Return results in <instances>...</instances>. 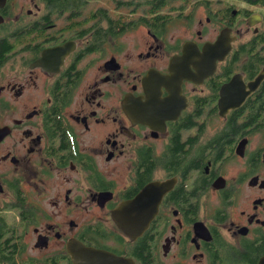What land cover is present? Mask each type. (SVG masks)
Wrapping results in <instances>:
<instances>
[{
	"label": "flooded vegetation",
	"instance_id": "flooded-vegetation-1",
	"mask_svg": "<svg viewBox=\"0 0 264 264\" xmlns=\"http://www.w3.org/2000/svg\"><path fill=\"white\" fill-rule=\"evenodd\" d=\"M77 242L261 263L264 0H0V264H76Z\"/></svg>",
	"mask_w": 264,
	"mask_h": 264
},
{
	"label": "water",
	"instance_id": "water-1",
	"mask_svg": "<svg viewBox=\"0 0 264 264\" xmlns=\"http://www.w3.org/2000/svg\"><path fill=\"white\" fill-rule=\"evenodd\" d=\"M2 1H5V0H2ZM190 47H191V44H186L184 48V54L186 57H188V68L190 69V67L193 65L195 68L198 69L197 59H196L197 48L191 47L193 49L192 50ZM190 73L192 74V77L188 79L193 80L195 83H201L203 78L201 77V73H199V71L197 72L190 71ZM207 74L208 73H206L205 75ZM262 78L263 76H260L255 81L251 82L249 84L250 90L248 91L246 90V88L244 89L236 88L235 89V86L233 85L232 82L225 85L222 89V98L220 101V104H224V105H221L222 114H224L228 110V107L230 104H236V105L241 104L245 100L247 95H249L251 91H253L260 84ZM149 80H150V77H147L145 79L146 82H148ZM234 91L236 92V96H234ZM117 221L122 226V222H120L119 219H117ZM124 229L126 230L127 233L132 234L131 231L127 230L126 228ZM73 248L74 249L72 251V254L74 256V260L76 264H89L87 255L91 252L90 247L84 245L81 242H77ZM96 255L98 256L96 257V261L98 262L96 264H108V263L123 264L125 261L123 258L118 257L116 255H112L111 253H108L105 251L96 252ZM260 264H264V259L261 261Z\"/></svg>",
	"mask_w": 264,
	"mask_h": 264
},
{
	"label": "rangeland",
	"instance_id": "rangeland-1",
	"mask_svg": "<svg viewBox=\"0 0 264 264\" xmlns=\"http://www.w3.org/2000/svg\"><path fill=\"white\" fill-rule=\"evenodd\" d=\"M109 1H110V0H108V3H109ZM170 258H171V256L168 258V259H169V261H170ZM168 263H169V262H168ZM170 264H173V263H171V262H170Z\"/></svg>",
	"mask_w": 264,
	"mask_h": 264
}]
</instances>
